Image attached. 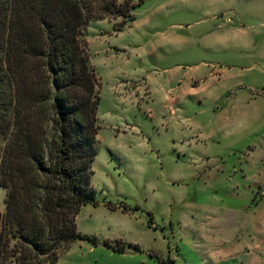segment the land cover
Listing matches in <instances>:
<instances>
[{
  "label": "rangeland",
  "instance_id": "rangeland-1",
  "mask_svg": "<svg viewBox=\"0 0 264 264\" xmlns=\"http://www.w3.org/2000/svg\"><path fill=\"white\" fill-rule=\"evenodd\" d=\"M120 1L135 4L122 30H83L98 204L76 223L97 243L55 264H264V0Z\"/></svg>",
  "mask_w": 264,
  "mask_h": 264
},
{
  "label": "trees",
  "instance_id": "trees-1",
  "mask_svg": "<svg viewBox=\"0 0 264 264\" xmlns=\"http://www.w3.org/2000/svg\"><path fill=\"white\" fill-rule=\"evenodd\" d=\"M134 7L120 0H0V186L7 191L0 264H55L73 242L97 243L76 223L84 205L98 204L91 166L100 98L83 30L119 17L122 30Z\"/></svg>",
  "mask_w": 264,
  "mask_h": 264
}]
</instances>
